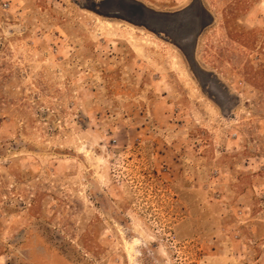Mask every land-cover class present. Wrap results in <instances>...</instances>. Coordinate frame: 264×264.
Returning <instances> with one entry per match:
<instances>
[{"label": "rangeland", "instance_id": "rangeland-1", "mask_svg": "<svg viewBox=\"0 0 264 264\" xmlns=\"http://www.w3.org/2000/svg\"><path fill=\"white\" fill-rule=\"evenodd\" d=\"M0 264H264V0H0Z\"/></svg>", "mask_w": 264, "mask_h": 264}, {"label": "water", "instance_id": "water-1", "mask_svg": "<svg viewBox=\"0 0 264 264\" xmlns=\"http://www.w3.org/2000/svg\"><path fill=\"white\" fill-rule=\"evenodd\" d=\"M168 14L169 15H173V14L178 15L180 20H182V21H183V18H189V21H190V16L188 15V10L187 9L183 10V12H181V13H173V14L168 13ZM183 22L185 23V22H188V21H183Z\"/></svg>", "mask_w": 264, "mask_h": 264}, {"label": "crops", "instance_id": "crops-1", "mask_svg": "<svg viewBox=\"0 0 264 264\" xmlns=\"http://www.w3.org/2000/svg\"><path fill=\"white\" fill-rule=\"evenodd\" d=\"M185 10L184 7H176V8H171V9H165L167 13L173 14V13H181Z\"/></svg>", "mask_w": 264, "mask_h": 264}, {"label": "trees", "instance_id": "trees-1", "mask_svg": "<svg viewBox=\"0 0 264 264\" xmlns=\"http://www.w3.org/2000/svg\"><path fill=\"white\" fill-rule=\"evenodd\" d=\"M183 17V16H182ZM183 21H189V18H183Z\"/></svg>", "mask_w": 264, "mask_h": 264}]
</instances>
